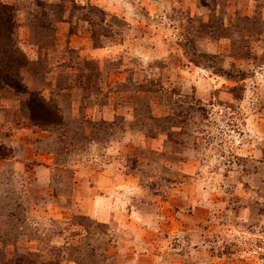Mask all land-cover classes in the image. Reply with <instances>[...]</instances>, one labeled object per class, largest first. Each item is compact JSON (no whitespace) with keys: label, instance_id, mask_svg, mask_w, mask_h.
I'll list each match as a JSON object with an SVG mask.
<instances>
[{"label":"rangeland","instance_id":"rangeland-1","mask_svg":"<svg viewBox=\"0 0 264 264\" xmlns=\"http://www.w3.org/2000/svg\"><path fill=\"white\" fill-rule=\"evenodd\" d=\"M0 4V264H264V0Z\"/></svg>","mask_w":264,"mask_h":264},{"label":"trees","instance_id":"trees-1","mask_svg":"<svg viewBox=\"0 0 264 264\" xmlns=\"http://www.w3.org/2000/svg\"><path fill=\"white\" fill-rule=\"evenodd\" d=\"M15 30L13 8L0 4V88L8 87L18 92H26L22 71L29 62L18 46ZM41 119L48 122L46 117L41 116Z\"/></svg>","mask_w":264,"mask_h":264}]
</instances>
